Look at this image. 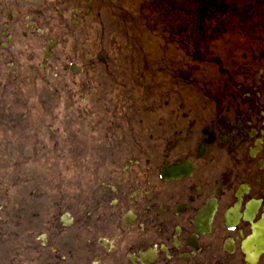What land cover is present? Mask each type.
I'll return each instance as SVG.
<instances>
[{
    "label": "flooded vegetation",
    "instance_id": "af4514ba",
    "mask_svg": "<svg viewBox=\"0 0 264 264\" xmlns=\"http://www.w3.org/2000/svg\"><path fill=\"white\" fill-rule=\"evenodd\" d=\"M9 112L0 264H264V0H0Z\"/></svg>",
    "mask_w": 264,
    "mask_h": 264
},
{
    "label": "rangeland",
    "instance_id": "374dc122",
    "mask_svg": "<svg viewBox=\"0 0 264 264\" xmlns=\"http://www.w3.org/2000/svg\"><path fill=\"white\" fill-rule=\"evenodd\" d=\"M173 17L174 16H168V20H172L173 19ZM54 82V81H53ZM56 82H57V86H62L63 84H64V78L63 77H60L59 79H57L56 80ZM40 84H41V81H40ZM66 94H67V92H65L63 89H59L58 90V93H57V95H53V96H47V97H42V99H45V102H46V105H47V102H48V99L49 100H53L55 103H53V104H57V105H60V110H63V105H64V101L66 100ZM52 97H54V98H52ZM30 100H29V102H28V109H31V110H36V109H39V107H41V102H39V103H36V105L37 106H35V105H32V106H30ZM10 111V110H9ZM40 116H41V118H39V116H38V118H39V120H41L42 121V126H41V128L43 129V130H39V131H37V134H40L41 136H44V137H47L48 139H49V137H50V134H49V132H48V129H47V126H46V123H51L52 122V119L53 118H46L45 116H44V114L43 113H41V114H39ZM28 119H27V123H29V124H33L35 121H36V119H34L32 116H33V114L32 113H29L28 114ZM16 119H17V117H15V114H12L11 112H9V119H8V124H12V128L13 127H15V124H16ZM54 120V119H53ZM61 120H63V119H61ZM55 121V124L56 125H58V124H61V121L60 120H54ZM11 122H14V123H11ZM23 125V124H22ZM24 126V125H23ZM24 127H26V126H24ZM30 133V132H29ZM24 133H21L20 131H18V130H16V132H14V135L13 134H11L10 132H7V135H8V142H9V145H11L12 143L11 142H16V140H19L21 137L20 136H22ZM31 134V133H30ZM15 136H16V139L14 140V141H11V140H13L12 139V137H14L15 138ZM50 140V139H49ZM11 143V144H10ZM12 146V145H11ZM11 146H9V147H11ZM50 146H51V141H50ZM66 155V154H65ZM52 156V154H51V152L50 153H40L39 155H38V157L35 159V161H34V164H38V167L40 168V169H38V167H32V166H30L32 163H29V167H28V169H29V171H30V173H31V175L32 174H35V173H40V171H41V173L42 174H46L47 175V177H49L50 176V174H49V170H47L48 169V165H50V164H44V162H46V161H48L49 160V158ZM7 162L8 163H12V162H16L17 160L15 159V157H16V155H12V154H8L7 156ZM27 161H29V160H27ZM31 161V160H30ZM40 162V163H39ZM64 162V161H63ZM46 170H47V172H46ZM29 171L25 168V169H23V170H21L20 171V173L18 174V180L19 181H21L22 180V183L21 184H19V189H21V188H23V189H26L27 191L25 192V193H28V190H30L31 188H32V185H30V184H27V185H23V181L25 180V179H29V177L27 176V174H29ZM2 174H5V175H2ZM14 174H13V171H11V169L9 168V169H6V170H3V171H0V179L1 178H6V179H12V178H14V176H13ZM18 181V182H19ZM6 184V183H5ZM11 185V184H10ZM14 192L12 191L11 192V194H13Z\"/></svg>",
    "mask_w": 264,
    "mask_h": 264
}]
</instances>
